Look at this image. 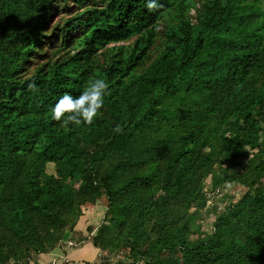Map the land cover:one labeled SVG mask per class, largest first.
Instances as JSON below:
<instances>
[{"label": "trees", "instance_id": "obj_1", "mask_svg": "<svg viewBox=\"0 0 264 264\" xmlns=\"http://www.w3.org/2000/svg\"><path fill=\"white\" fill-rule=\"evenodd\" d=\"M157 3L0 0V264H264V0ZM95 78L91 126L51 119Z\"/></svg>", "mask_w": 264, "mask_h": 264}, {"label": "clouds", "instance_id": "obj_2", "mask_svg": "<svg viewBox=\"0 0 264 264\" xmlns=\"http://www.w3.org/2000/svg\"><path fill=\"white\" fill-rule=\"evenodd\" d=\"M162 7L157 0H148V8L150 10ZM28 90L38 93L39 88L33 80L27 85ZM110 85L103 78L90 79L87 87L78 95L73 96L70 93H64L55 105L51 108V119L54 121H62L67 127L69 124L91 126L95 119L101 114L100 110L105 103V97L110 95ZM114 132H121L123 129L120 125H116Z\"/></svg>", "mask_w": 264, "mask_h": 264}, {"label": "rangeland", "instance_id": "obj_3", "mask_svg": "<svg viewBox=\"0 0 264 264\" xmlns=\"http://www.w3.org/2000/svg\"><path fill=\"white\" fill-rule=\"evenodd\" d=\"M208 182H205V184H207ZM230 189H225V193L224 194H220L218 195L222 200L221 202H219V199L216 200L218 201V207L222 208L223 205L226 202V193L229 192ZM241 191H238L236 194V197L238 198L241 195ZM212 194H210L211 196ZM217 196V195H215ZM214 199H216V197H214ZM213 201L212 196L210 198H208L207 203L211 204ZM211 202V203H210ZM254 203V201H250V200H244L241 204H239L237 206V208L239 209V212L243 215L244 221L249 223L251 221V217L249 216V214L247 213L248 208L250 207V205ZM94 206L92 202H87L84 205L80 206V210L81 213L83 215L82 219H84L83 223H81V225H79L78 227L81 228L82 230L85 229V225L87 222V218L89 219L88 221V225H98L99 221H100V212L98 211V209L94 210ZM91 211V212H90ZM201 221L197 220L195 222L196 227H198L199 229L205 230L208 232L209 230V225L205 224L202 225V223H200ZM67 236H69V234L67 233L64 240H66ZM65 247V245H64ZM66 251V253L63 255L62 251H59L58 249H55L53 252H56L55 254H53V259L52 262H54V264H64L67 262L69 264H81L83 263V261H94L96 259H98V253L99 251L96 249L94 250L92 248L91 245V241L90 239L85 240L84 242H80V243H76L73 242L72 245L65 247L64 249ZM51 252V253H53ZM49 256H52V254H49ZM38 258V256H37ZM111 259H117L115 256H111ZM125 260V259H123ZM48 260H42L41 258V263L45 264L47 263ZM39 263V262H38ZM29 264H33L32 262H30ZM40 264V263H39ZM138 264H142V262H139Z\"/></svg>", "mask_w": 264, "mask_h": 264}, {"label": "crops", "instance_id": "obj_4", "mask_svg": "<svg viewBox=\"0 0 264 264\" xmlns=\"http://www.w3.org/2000/svg\"><path fill=\"white\" fill-rule=\"evenodd\" d=\"M93 248V247H92ZM94 249V248H93ZM94 250H96V249H94ZM59 251H61V250H59ZM56 252H53V253H47V254H40V255H38V258H37V262H39L40 264H42L41 263V258H42V260H48V262L47 263H45V264H51V262H52V257H53V254H55ZM49 254H52V256H49ZM38 263V264H39Z\"/></svg>", "mask_w": 264, "mask_h": 264}, {"label": "built area", "instance_id": "obj_5", "mask_svg": "<svg viewBox=\"0 0 264 264\" xmlns=\"http://www.w3.org/2000/svg\"><path fill=\"white\" fill-rule=\"evenodd\" d=\"M113 264H118V261H114Z\"/></svg>", "mask_w": 264, "mask_h": 264}]
</instances>
